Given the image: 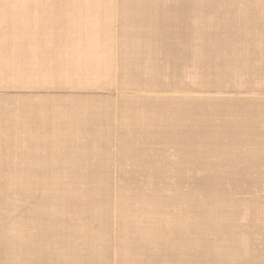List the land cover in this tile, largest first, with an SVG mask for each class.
<instances>
[{
	"label": "rangeland",
	"instance_id": "374dc122",
	"mask_svg": "<svg viewBox=\"0 0 264 264\" xmlns=\"http://www.w3.org/2000/svg\"><path fill=\"white\" fill-rule=\"evenodd\" d=\"M0 264H264V0H0Z\"/></svg>",
	"mask_w": 264,
	"mask_h": 264
},
{
	"label": "bare ground",
	"instance_id": "6f19581e",
	"mask_svg": "<svg viewBox=\"0 0 264 264\" xmlns=\"http://www.w3.org/2000/svg\"><path fill=\"white\" fill-rule=\"evenodd\" d=\"M47 192V191H46ZM44 193V192H43ZM98 201V200H97ZM97 212V211H96ZM67 247V246H66ZM97 256V255H96Z\"/></svg>",
	"mask_w": 264,
	"mask_h": 264
}]
</instances>
